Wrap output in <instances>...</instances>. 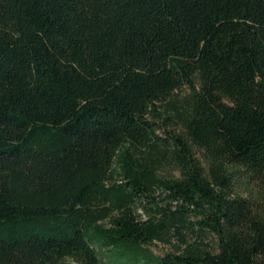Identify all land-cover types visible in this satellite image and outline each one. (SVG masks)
I'll list each match as a JSON object with an SVG mask.
<instances>
[{
  "label": "trees",
  "instance_id": "obj_1",
  "mask_svg": "<svg viewBox=\"0 0 264 264\" xmlns=\"http://www.w3.org/2000/svg\"><path fill=\"white\" fill-rule=\"evenodd\" d=\"M171 235L264 264V0H0V264Z\"/></svg>",
  "mask_w": 264,
  "mask_h": 264
},
{
  "label": "rangeland",
  "instance_id": "obj_2",
  "mask_svg": "<svg viewBox=\"0 0 264 264\" xmlns=\"http://www.w3.org/2000/svg\"><path fill=\"white\" fill-rule=\"evenodd\" d=\"M188 90L183 88L181 97L187 94ZM162 108L163 115L168 117L172 115V110ZM173 128V126L171 127ZM202 162L206 164L204 158ZM159 175L162 177L173 178L179 176V170L174 165L162 166L159 171ZM247 188H252V191L256 193L258 186L248 185ZM244 196H248L247 192H242ZM201 239L208 243L213 251H218L219 241L218 238L212 233H203ZM182 248L181 241L175 236H166L163 240L156 241L150 245H142L136 251L113 249V250H101L100 252V263L99 264H147L149 258L160 257L166 252H179ZM59 264H80L71 258L63 259Z\"/></svg>",
  "mask_w": 264,
  "mask_h": 264
}]
</instances>
